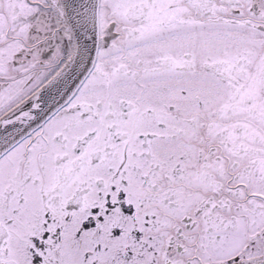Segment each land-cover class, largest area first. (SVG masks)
Listing matches in <instances>:
<instances>
[{"label":"snow or ice","instance_id":"1","mask_svg":"<svg viewBox=\"0 0 264 264\" xmlns=\"http://www.w3.org/2000/svg\"><path fill=\"white\" fill-rule=\"evenodd\" d=\"M0 264H264V0H0Z\"/></svg>","mask_w":264,"mask_h":264}]
</instances>
